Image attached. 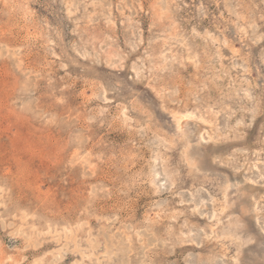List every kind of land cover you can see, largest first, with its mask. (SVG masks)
<instances>
[{
	"label": "rangeland",
	"instance_id": "1",
	"mask_svg": "<svg viewBox=\"0 0 264 264\" xmlns=\"http://www.w3.org/2000/svg\"><path fill=\"white\" fill-rule=\"evenodd\" d=\"M0 264H264V0H0Z\"/></svg>",
	"mask_w": 264,
	"mask_h": 264
},
{
	"label": "bare ground",
	"instance_id": "2",
	"mask_svg": "<svg viewBox=\"0 0 264 264\" xmlns=\"http://www.w3.org/2000/svg\"><path fill=\"white\" fill-rule=\"evenodd\" d=\"M179 119V118H178ZM185 120V119H184Z\"/></svg>",
	"mask_w": 264,
	"mask_h": 264
}]
</instances>
